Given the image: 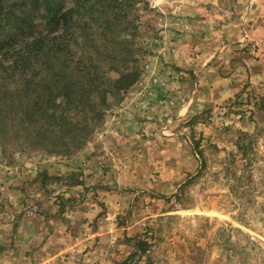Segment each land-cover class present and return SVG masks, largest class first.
<instances>
[{
  "label": "rangeland",
  "instance_id": "374dc122",
  "mask_svg": "<svg viewBox=\"0 0 264 264\" xmlns=\"http://www.w3.org/2000/svg\"><path fill=\"white\" fill-rule=\"evenodd\" d=\"M141 2L138 81L163 47L162 13ZM256 41L247 47L264 66V40ZM262 66L223 106L178 124L175 150L162 137L133 138L132 147L107 140L104 124L133 86L80 152L57 157L9 142L0 154V264H264ZM169 76L196 80L189 69ZM179 147L191 167L170 154Z\"/></svg>",
  "mask_w": 264,
  "mask_h": 264
},
{
  "label": "trees",
  "instance_id": "16d2710c",
  "mask_svg": "<svg viewBox=\"0 0 264 264\" xmlns=\"http://www.w3.org/2000/svg\"><path fill=\"white\" fill-rule=\"evenodd\" d=\"M138 3L0 0L1 156L87 145L141 75Z\"/></svg>",
  "mask_w": 264,
  "mask_h": 264
},
{
  "label": "crops",
  "instance_id": "0c3cea01",
  "mask_svg": "<svg viewBox=\"0 0 264 264\" xmlns=\"http://www.w3.org/2000/svg\"><path fill=\"white\" fill-rule=\"evenodd\" d=\"M154 3L162 13L157 23L163 47L150 58L148 72L126 94L117 116L105 122L103 133L114 143L124 139L123 145L144 135L162 137L165 138L162 146L173 150L181 146L174 137L184 134L172 132L178 124L188 122L204 110L223 106L234 98L242 77L262 66L261 61L253 59L247 44L249 40H257L255 44L264 40L261 24L264 0H154ZM225 3L227 8L221 9ZM187 69L196 73L194 82L177 83L174 76H169L182 75V70ZM151 80L159 81L160 85ZM142 143L148 147L157 144ZM172 150L174 158L186 159L185 164L191 167L186 149ZM92 151L93 147H88L81 155ZM120 175L116 173V177Z\"/></svg>",
  "mask_w": 264,
  "mask_h": 264
}]
</instances>
